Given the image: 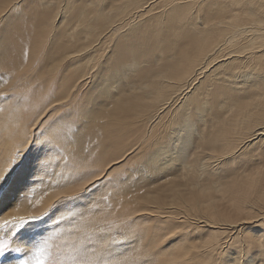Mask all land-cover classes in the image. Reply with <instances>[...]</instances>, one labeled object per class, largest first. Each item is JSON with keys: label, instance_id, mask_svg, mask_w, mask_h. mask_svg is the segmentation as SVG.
Here are the masks:
<instances>
[{"label": "bare ground", "instance_id": "6f19581e", "mask_svg": "<svg viewBox=\"0 0 264 264\" xmlns=\"http://www.w3.org/2000/svg\"><path fill=\"white\" fill-rule=\"evenodd\" d=\"M9 24L0 86L15 75L16 83L25 78L28 87L37 85L41 97L49 85L61 89L27 128L17 100L0 97V170L9 168L17 149L24 154L51 102L63 105V114L34 134L51 148L31 159L25 184L34 192L27 187L0 219L28 215L32 205L44 210L75 167L99 164L98 148L126 126L131 142L115 141L109 154L119 151L115 164L133 153L127 184L100 188L101 196L80 211L95 220L106 201L124 203L135 187L144 213L155 212L175 230L174 249L165 248L170 261L217 264L219 246L232 243L235 227L256 238L244 264H264V0H113L109 6L103 0H0V26ZM42 44L46 55H35ZM148 136L145 145L133 143ZM14 169L13 177L21 166ZM243 221L254 223L238 224ZM130 242L126 251L140 250ZM187 246L194 250L183 253Z\"/></svg>", "mask_w": 264, "mask_h": 264}, {"label": "rangeland", "instance_id": "374dc122", "mask_svg": "<svg viewBox=\"0 0 264 264\" xmlns=\"http://www.w3.org/2000/svg\"><path fill=\"white\" fill-rule=\"evenodd\" d=\"M112 1L113 0H103V5L109 6ZM12 35H13V30L10 24L7 26H2V25L0 26V54H1V50L5 42H8L10 38H12ZM37 42H46L48 44L50 43V41L46 39H43V40L35 39L34 43H37ZM35 55H46L45 44L41 45L39 52L36 53ZM54 76L61 77V70H57L54 73ZM50 77H52V75ZM16 81H17V77L15 75H8V80L5 82V84L0 86V91L3 93L9 94L8 96L10 98L17 100L16 105L20 108L19 116L21 118L22 123L25 124V128H27L28 122L32 121V119L42 110V107L40 105H42V103L47 100L50 101L53 98V96H55L57 91L61 88H59V86L57 85H49L47 87V92L44 93L43 96L41 97L38 91L37 85H34L33 88L28 87L26 84L25 78L23 82L16 83ZM0 82H3V81L0 79ZM86 86L87 84L85 83L84 87L79 91L78 96L83 93ZM33 89H34V98L32 97ZM55 103H56V100L50 103V106L47 108V110L44 113H42V116L32 127V134H33L32 142H30V144H28L26 148L24 149V151L27 150V155L25 157L26 160L31 161V159H34L35 152L39 156V155H44V152L48 153L49 150L51 149L49 146H46V147L42 146L41 138L38 136H34V134L42 132L43 126L45 125L48 126V124L50 123V121H52L53 118L57 120L59 118V121L62 120L63 113L61 112L60 108H63V105H58ZM2 104L3 103L0 102L1 109L3 107ZM77 113L78 112L70 115V117L66 119L73 120L77 118L78 117ZM96 120L101 121L103 119L97 118ZM123 130L124 131L122 134H118L117 137L115 138L113 137L112 139L106 140L104 143L105 145L98 148L99 164H89V165L83 166V163H82L80 167H75L74 173H76L77 171L89 172L90 175L87 176L88 180H94L96 177L100 178V182L94 188V192L87 199V201L83 203H88L94 200V198L98 194L97 191H99L100 188H103L106 190V189L113 188V185H114L115 186L114 188L118 190L120 187L124 188V186L127 184L126 172L129 167L127 162L132 157L133 153L129 154L130 156L129 159H127L126 157L128 156H126L125 159H121L120 161H117V163L115 164H112L114 161H116L113 158L115 156H118L119 151L116 152L115 155L109 154V147L115 141L123 140V141L131 142V136L126 135V132L131 129H129L126 126H123ZM27 134H31V133H29L27 130ZM140 137H141V133H140ZM149 139H150L149 136L146 137L145 140L137 141L134 139L133 143H135L137 147H140L141 145H145V142H148ZM36 142L38 143L35 145L36 150H34L33 144H35ZM29 157L30 159H28ZM17 167L18 168L20 167L19 164L15 168ZM201 168L202 167H199L198 165L196 166V169H201ZM40 169H42V167H40ZM14 170L15 169H13L12 172ZM95 170L98 171L96 175H94ZM33 179H34V175L29 176L26 180H29L28 183H32L34 182V181H31ZM71 179L72 177L67 181L70 182ZM83 182H84L83 180L77 181V184L83 183ZM27 187L29 188V190H33L30 184ZM128 190H129V196L127 197L124 203L120 204L119 201L121 199L117 197V200L112 199L110 202L106 201L107 203L102 208L100 207L99 209L96 210L95 220H101V219L112 220L115 223H120L121 221L127 222L124 232L117 233L118 241H123V239L125 240L123 241V243L116 244V246L113 245V250L116 248L119 252V256H114L113 258L121 259L122 257L128 256L129 254H131L133 257L136 258L135 263L144 262L143 264H182V261H177V260L170 261L167 258V255L170 252H167V250L165 249V248L169 250L174 249L172 248L173 246H170V245L172 243L174 244L175 243L174 241L175 239L177 240V238H176V235L170 236V233L174 232L175 230L169 228V224L165 221V219L160 218L159 215L156 214L155 212L151 213L153 215H146L144 213L145 211L143 210V204L136 203V201H138L136 198L139 195L138 188L133 187L132 190L130 189ZM33 192L34 190L32 191V193ZM100 196L101 194H99L96 199H98ZM114 201H115V204L113 205ZM83 203L76 205L75 208H70L67 206L62 207V208H57L51 211L48 216L42 218V222H30V223L41 224L40 229L37 230L36 232L26 231L24 229L19 230L17 232L16 237L12 241V246L21 248V252L6 253L5 257H0V260H4L5 264H14V261L17 259H24V258L30 257L35 247H37L40 243H42L43 240L46 239L50 233L56 232L57 229H70L73 227L74 221L71 218L61 221L59 220V216L60 215L67 216L68 213L71 211H80V209L82 208L80 206H82ZM47 206L48 205H46V207ZM31 208H32V212H30L31 214H38L41 212L37 210L39 208L34 209V205H32ZM82 212L84 213V215L88 216L91 219L89 213L86 214L84 211ZM179 216L180 214L176 215L177 219ZM187 220L189 222L195 221L193 216L192 218H188ZM10 228L11 226L9 227V229L0 230V232H5L11 235ZM65 235H66L65 233H61L60 235H58L57 237L49 241L53 245V249H55L57 246H61V242L65 239ZM128 241H131L130 243L134 244L136 248L140 247V250L137 251L135 248L136 252H134L133 250L126 251L127 246L124 245V243ZM148 243L149 245H147ZM121 246H123V249ZM117 250H114V251H117ZM193 250H191L187 246L185 250L183 251V253H186V252L189 253ZM144 252H146L145 256L142 255ZM159 255L161 257L158 258L157 261H155V258H157ZM179 259H180V256H179ZM195 263L188 262L187 264H195Z\"/></svg>", "mask_w": 264, "mask_h": 264}, {"label": "snow or ice", "instance_id": "6c2138e0", "mask_svg": "<svg viewBox=\"0 0 264 264\" xmlns=\"http://www.w3.org/2000/svg\"><path fill=\"white\" fill-rule=\"evenodd\" d=\"M7 93H0V97L8 98ZM48 141H42L46 144ZM27 150L22 155L21 151L13 154L9 168L0 170V215L12 207L13 204L21 198L23 191L27 188L25 184L26 176L31 172L34 161L26 160ZM21 166V171L17 176H12V170ZM89 172L77 171L73 174L70 182L66 181L67 187L56 193L55 198L48 206L38 214L12 215L11 213L4 219H0V230L9 229L11 235L0 232V257H5L9 252H21V248L13 247L12 241L19 230L36 232L41 224L30 222H42V218L57 208L70 207L86 202L91 196L93 189L99 184L100 178L88 180ZM83 180V183L77 184V181ZM60 187V185H54ZM40 203V201H37ZM19 205H16L18 209ZM71 218L74 221L70 229H57L35 247L32 255L24 259H17L14 264H135L136 258L131 254L121 259H114L119 256L118 251L113 250V245L123 243L117 240V233H123L126 228L125 221L115 223L112 220H92L84 215L82 211H71L67 216L60 215L59 220L64 221ZM254 221H243L238 224H252ZM264 226V221H261ZM61 233H65V239L61 246L53 249L49 242ZM231 244H221L219 246L216 260L217 264H244L242 259L245 255V249L255 248V236L247 233V230H240L237 233L235 227L231 232ZM259 246L264 248V235L260 237ZM0 264H5L0 260Z\"/></svg>", "mask_w": 264, "mask_h": 264}]
</instances>
